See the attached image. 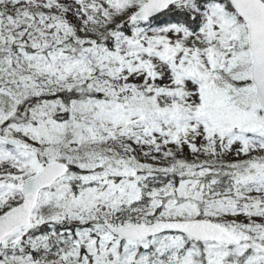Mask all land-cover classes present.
Masks as SVG:
<instances>
[{
    "label": "snow or ice",
    "instance_id": "snow-or-ice-1",
    "mask_svg": "<svg viewBox=\"0 0 264 264\" xmlns=\"http://www.w3.org/2000/svg\"><path fill=\"white\" fill-rule=\"evenodd\" d=\"M0 264H264V0H0Z\"/></svg>",
    "mask_w": 264,
    "mask_h": 264
}]
</instances>
